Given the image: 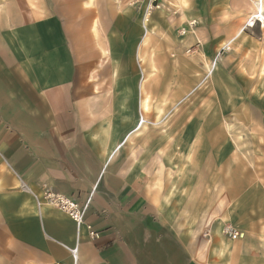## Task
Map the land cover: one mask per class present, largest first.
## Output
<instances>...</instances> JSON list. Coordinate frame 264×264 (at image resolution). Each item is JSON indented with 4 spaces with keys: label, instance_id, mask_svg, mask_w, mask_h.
Returning a JSON list of instances; mask_svg holds the SVG:
<instances>
[{
    "label": "crops",
    "instance_id": "1",
    "mask_svg": "<svg viewBox=\"0 0 264 264\" xmlns=\"http://www.w3.org/2000/svg\"><path fill=\"white\" fill-rule=\"evenodd\" d=\"M240 2L162 0L145 37V2L0 0V264H264V155L230 137L231 58L211 65L248 35Z\"/></svg>",
    "mask_w": 264,
    "mask_h": 264
},
{
    "label": "rangeland",
    "instance_id": "2",
    "mask_svg": "<svg viewBox=\"0 0 264 264\" xmlns=\"http://www.w3.org/2000/svg\"><path fill=\"white\" fill-rule=\"evenodd\" d=\"M244 1L246 5L240 2V6H242L240 8L246 7V10H243L246 13L244 16L242 15L241 24L237 22L248 34L243 36L244 44L242 43L237 51L235 44H225L215 52L211 65L219 64L225 56H229L232 60L229 61V72L225 74L222 85V90L228 97L225 120L231 129V139L239 142L241 154L252 160L254 157H263L264 155V150L257 147L259 144L264 146V74L261 75L264 63V18H262L263 23L257 22L253 27L252 23L248 21L255 18L252 12V9L255 8L254 0ZM155 11L152 12V16ZM228 45L231 49L224 50ZM190 51L186 54H191ZM102 72L104 74V71ZM203 79L201 84L194 89V91L198 90V102H200L201 96L208 91L219 93V90L210 87V82L206 81L208 74ZM177 107L189 108L190 102L187 100L183 106ZM178 119L179 116L159 118V121L151 127L167 131Z\"/></svg>",
    "mask_w": 264,
    "mask_h": 264
},
{
    "label": "built area",
    "instance_id": "3",
    "mask_svg": "<svg viewBox=\"0 0 264 264\" xmlns=\"http://www.w3.org/2000/svg\"><path fill=\"white\" fill-rule=\"evenodd\" d=\"M133 4H140L141 2H145V16H150L153 11L159 10L162 7V0H132ZM198 21L194 20L189 23L190 29H196L198 26ZM186 29L180 30L181 35L187 34ZM231 47L228 45L224 48V50H230ZM143 122V121H141ZM37 198V202L39 206H42L43 204H47L50 206H53L60 211L67 214L77 225L78 230H80L85 225V218L87 211L90 206V202L88 201L85 204H80L74 199L68 198L62 194L54 193L52 191H46L42 198ZM89 235L91 238H96L98 236V233L95 232L91 225H87ZM225 234H227L229 237H231L233 240L238 239L241 237V234L234 230L232 227H225L224 229ZM69 252L71 253L75 263L77 264L78 261V255H79V246H76L74 248H69ZM53 264H62V263H53Z\"/></svg>",
    "mask_w": 264,
    "mask_h": 264
},
{
    "label": "bare ground",
    "instance_id": "4",
    "mask_svg": "<svg viewBox=\"0 0 264 264\" xmlns=\"http://www.w3.org/2000/svg\"><path fill=\"white\" fill-rule=\"evenodd\" d=\"M254 6H255V8L253 9L252 12H253V16L255 18H253V19L251 18L248 21V22L252 23L251 25L253 27L257 24V22H262L263 23L262 18H264V0H256ZM151 19H152V15L145 16V18H144V26H145V34H144V36L145 37L151 36V35L154 34L153 29L150 28ZM215 67H216V63H215V65L213 64L212 71L215 69ZM212 71L209 74H211ZM141 121H143V122H141ZM144 123H145L144 119L140 118L139 126H142Z\"/></svg>",
    "mask_w": 264,
    "mask_h": 264
}]
</instances>
